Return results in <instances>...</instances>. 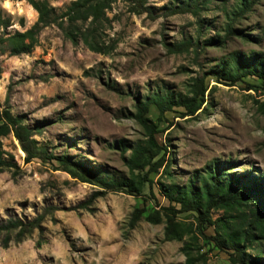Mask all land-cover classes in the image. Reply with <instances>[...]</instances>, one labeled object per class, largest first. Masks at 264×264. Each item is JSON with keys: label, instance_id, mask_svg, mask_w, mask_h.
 Returning <instances> with one entry per match:
<instances>
[{"label": "rangeland", "instance_id": "rangeland-1", "mask_svg": "<svg viewBox=\"0 0 264 264\" xmlns=\"http://www.w3.org/2000/svg\"><path fill=\"white\" fill-rule=\"evenodd\" d=\"M46 1L61 10L72 0ZM232 2L213 0L201 14L209 27L198 30L193 15L169 10L175 0H147L151 14L134 13L126 2L116 1L105 10L101 42L114 45L107 54L89 50L79 38L72 43L50 25L38 33L37 45L28 53L0 55V104L9 87L10 111L22 117L37 147L99 166L140 190L139 195L128 194L125 187L96 194L98 187L54 169V159L25 162L18 140L11 133L1 136L4 157L15 165L0 170V224L42 219L20 237L18 229L0 232V264H186L187 258L189 264H239L232 261L233 251L220 245L229 230L247 223L252 199L220 200L206 223L199 222L196 211L181 212V205L170 200L182 197L181 187L191 178L197 185L194 175L213 161L230 163L227 171L233 174L264 171V77L249 75L231 84L214 75L204 78L230 51L264 56V0L236 25L247 37H233L223 48L206 46L197 53L166 48L188 39L201 44L221 32V3L229 7ZM0 9L12 19L11 33L29 28L37 18L25 0H0ZM195 77L204 78L206 87L200 108L183 115L182 107L173 106L159 115L151 106L146 115L158 130V148L150 151L149 164L130 168L125 162L130 151L122 153L114 146L146 139L129 115L135 111L134 97L156 91L185 96ZM195 199L203 209L202 197ZM168 205L178 212L167 240L164 220L150 223L143 215ZM134 208L146 212L130 226ZM253 247L256 242H248L244 255H259ZM245 260L255 264L248 256Z\"/></svg>", "mask_w": 264, "mask_h": 264}, {"label": "trees", "instance_id": "trees-1", "mask_svg": "<svg viewBox=\"0 0 264 264\" xmlns=\"http://www.w3.org/2000/svg\"><path fill=\"white\" fill-rule=\"evenodd\" d=\"M25 1L36 11L37 18L29 28L23 31L9 32L8 28L12 24V19L0 9V55L16 56L28 53L32 47L37 45L38 33L44 27L50 25H55L59 28L63 32L64 37L72 43H76L79 38L89 50L107 54L109 49H113L114 45L106 46L101 41L104 23L107 21L105 10L109 9L112 3L116 1L126 2L129 5V10L134 13L148 11L151 14V8L146 6L147 0H72L61 10L53 7L46 0ZM259 1L233 0L229 7L221 3L223 12L221 32L204 39L201 44L198 39L168 43L166 45L167 51L179 53L192 49L197 53L206 46L223 48L225 42L233 37H247L248 33H245L243 29L236 25L246 14L252 12L253 7ZM175 2L176 6L174 5L169 10H172V12L190 13L196 18L198 30L208 29L210 23L205 18H202L201 14L210 10L213 0H175ZM20 25H22L21 21ZM204 75V78L207 75H214L230 84L249 75L263 78L264 56L254 51L249 53L230 51L221 59L216 60L215 64ZM204 78H192L188 94L185 96L156 91L141 98L138 96L134 97L135 111L129 113V115L145 131L146 139L144 142L137 141L134 145L124 141H117L114 146L119 148L122 153L127 150L130 151L129 156L125 158V162L130 168L142 169L146 164H149L152 148H158L154 139V134L158 130L146 115L149 108L153 106L159 112V115H163L165 111L170 110L173 106H180L184 109L183 115H193L203 102V94L206 88L203 82ZM9 133L20 143L21 149L25 153V162L30 161L34 157L54 159L57 161L54 169L64 171L80 182L98 187L100 191H97L96 194H102L104 191H119L123 187L127 188L124 190L128 194H140V190L137 189L135 184L106 175L99 166L76 160L68 154L53 156L46 153L44 148L37 147L36 141L29 138L31 131L23 125L22 117L12 115L10 111L8 87L3 104H0V138ZM4 154L0 143V170L15 165V163L6 159ZM230 165L229 163V165L224 166L219 161H213L199 176L194 175L193 179H197V185L194 184L191 178L185 186L181 187L182 190L179 194L182 197L179 196L178 198L180 199L170 198V200L181 205V212L196 211L200 217L199 222L206 223L210 221V209L215 207L218 202H221L220 200L227 198H233L234 200L252 199L247 223H240V226H235L234 229L229 230L224 240L222 239L220 246L222 247L223 245V248L233 251L231 255L233 262L248 264L245 260V256H248L249 261L255 264H264V251L261 249L264 243V171L256 176L252 173H245V171L242 174H233L227 171V167ZM144 178L146 177L144 176ZM219 193H221V197H217ZM198 194L203 199V209H200L195 204V196ZM231 195L234 197H229ZM145 212L144 208H134L130 214L129 225L134 226ZM177 212L172 205L167 207L160 206L159 208L154 207L143 217L150 223H158L163 219L166 225L165 239L168 240L172 238L174 233V227L176 226L174 216ZM41 219L42 216H37L29 224H23L19 219H8L0 224V232L9 234L13 230L18 229V237H20L27 232V228L40 224ZM248 242H256L257 247L253 248L259 255L252 258L250 255H244V249ZM186 264H189V258L186 259Z\"/></svg>", "mask_w": 264, "mask_h": 264}, {"label": "clouds", "instance_id": "clouds-1", "mask_svg": "<svg viewBox=\"0 0 264 264\" xmlns=\"http://www.w3.org/2000/svg\"><path fill=\"white\" fill-rule=\"evenodd\" d=\"M4 8H9V4L7 2H4L2 5Z\"/></svg>", "mask_w": 264, "mask_h": 264}]
</instances>
